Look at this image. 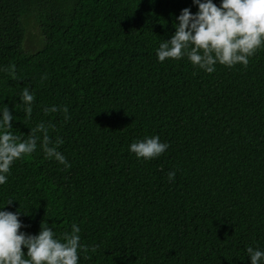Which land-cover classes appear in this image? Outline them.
<instances>
[{
  "label": "trees",
  "instance_id": "obj_1",
  "mask_svg": "<svg viewBox=\"0 0 264 264\" xmlns=\"http://www.w3.org/2000/svg\"><path fill=\"white\" fill-rule=\"evenodd\" d=\"M184 8L198 11L193 0H0V117L7 105L22 139L54 124L71 165L38 142L0 185V211H19L33 236L42 222L57 237L76 224L90 249L78 264H251L247 248L264 251V45L247 67L211 74L186 56L160 62ZM30 25L43 41L25 53ZM154 136L169 145L159 157L130 151Z\"/></svg>",
  "mask_w": 264,
  "mask_h": 264
},
{
  "label": "clouds",
  "instance_id": "obj_2",
  "mask_svg": "<svg viewBox=\"0 0 264 264\" xmlns=\"http://www.w3.org/2000/svg\"><path fill=\"white\" fill-rule=\"evenodd\" d=\"M198 7L196 14L190 8H184L175 24V33L170 40L160 43L156 52L158 60H179L186 56L188 60L200 69L211 74L217 63L227 67L249 64V58L264 45V0H222L217 6L212 0H193ZM15 66H10L14 71ZM41 79H47L42 76ZM34 94L29 86L23 87L21 101L24 105L26 118H31L33 112ZM45 113L62 111L65 120L70 119L67 107L53 106L45 108ZM14 117L6 105L0 117V185L7 182V175L13 163L23 156L32 154L39 142L47 159H54L65 167L71 165L58 150L63 139L55 141L49 135V129L55 125L40 122L30 129L27 139L23 134L12 131ZM169 147L161 143L159 136L147 137L133 142L130 151L137 158L151 160L159 157ZM175 172L168 173L171 182ZM9 200L7 205L12 204ZM20 212L0 211V264H78V252L87 253L90 249L81 243L80 228L73 224L70 233L57 237L56 233L43 222L38 235L21 232L24 227L20 220ZM27 249L25 255L23 249ZM97 246L91 247L95 252ZM251 264H260L264 260V251L247 248ZM27 257V258H26Z\"/></svg>",
  "mask_w": 264,
  "mask_h": 264
},
{
  "label": "rangeland",
  "instance_id": "obj_3",
  "mask_svg": "<svg viewBox=\"0 0 264 264\" xmlns=\"http://www.w3.org/2000/svg\"><path fill=\"white\" fill-rule=\"evenodd\" d=\"M42 38L38 29L35 26H27L25 30V37L21 45L23 52L34 53L40 48L42 44Z\"/></svg>",
  "mask_w": 264,
  "mask_h": 264
}]
</instances>
